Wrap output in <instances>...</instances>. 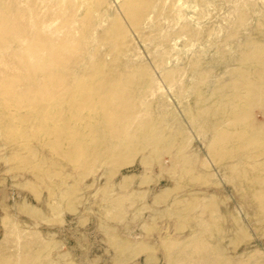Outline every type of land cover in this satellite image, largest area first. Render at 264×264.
Returning <instances> with one entry per match:
<instances>
[{
  "label": "rangeland",
  "instance_id": "374dc122",
  "mask_svg": "<svg viewBox=\"0 0 264 264\" xmlns=\"http://www.w3.org/2000/svg\"><path fill=\"white\" fill-rule=\"evenodd\" d=\"M31 1L0 0V12L21 11ZM46 1L36 2L35 11L52 14L54 21L36 27L28 19L32 47L13 36L3 46L27 51L29 63L71 79L100 69L124 85L154 124L137 132L136 147L132 140L118 142L131 145L124 163L115 155L102 157L104 146L115 143L98 123L96 158L53 155L33 114L48 80L38 70L14 80L20 71L0 61V72L11 73L0 76V241L5 225H14L12 243L21 242L31 264H264L261 107L240 112L248 114L244 126L226 123L232 117L229 86L258 84L254 72L260 67L239 62L238 45L264 46V0H152L145 12L150 20L140 21L137 31L130 13L141 0H100L97 16L91 11L89 18L93 0L79 8L80 0ZM240 10L245 22L235 28ZM67 16L76 24L60 21ZM118 25L126 32L122 40ZM180 25L192 34L178 32ZM53 48L65 53L58 65ZM167 70H173L168 82L162 79ZM27 84L34 86L28 94L33 101L23 103ZM59 110L69 115L65 107ZM56 111L51 105L49 112ZM214 129L243 131L259 141L224 144L229 157L214 158ZM151 131L158 137L145 145ZM64 151L60 145L58 152Z\"/></svg>",
  "mask_w": 264,
  "mask_h": 264
},
{
  "label": "bare ground",
  "instance_id": "6f19581e",
  "mask_svg": "<svg viewBox=\"0 0 264 264\" xmlns=\"http://www.w3.org/2000/svg\"><path fill=\"white\" fill-rule=\"evenodd\" d=\"M84 1L86 2V0L79 1L78 8L82 4H85ZM151 1L152 0H141V3L131 11L130 24L136 31L140 21H143L144 24L149 22L150 16L148 13L145 15V12L150 7ZM36 2L39 5L49 3L46 0H33L29 5H26L24 9H21V11L15 9L12 11L6 10L0 12V61L10 68L20 71V73H13L14 80L31 78L37 70L41 71L43 76L48 80L49 84L45 86L46 89L41 93L33 109V114L38 121L39 130H43L45 137L48 138H46L45 145L48 146L53 155L62 156L70 161H74L75 158L82 154L88 159L96 158L98 154L97 149L101 143L95 136L97 132L96 124L98 123L101 125V128L104 129L105 136L115 143L113 146H104L101 151L102 157L106 159L112 158L115 155L114 158L117 163H124L127 159V153H124V149H128V146L131 145L126 143L127 146H123L122 144L119 145L118 142L132 140L133 147H136L139 145L137 141V132L152 128L154 124L151 116L137 110L136 103L129 100L128 92L124 85L117 84L116 79L113 77L101 75L100 69L94 74L89 73L86 71L87 69H85V72L77 79H71L65 74L59 75L51 73L46 66L39 69L35 65V61H33L32 64L29 63L27 51H12L3 46V39L6 36H13L16 39H21V42L32 47L34 39L33 33L28 29L29 18H32L33 25L36 27L54 21L52 14L48 15L45 11L39 13L35 11L34 5ZM52 5L57 7L62 4L61 2H53ZM99 5L100 0H93V2L89 4L88 11L86 12L88 18L91 16V11L97 16L100 8ZM245 15L246 12L244 10L238 11L237 20L233 23L235 28L240 27L245 22ZM74 18L75 17L72 18L71 16H67L60 21L65 24L73 21V23L76 24L77 20ZM178 32L182 34H192L191 29H189L187 25H180ZM115 33L116 37L122 40L126 32L121 25H118L115 28ZM40 34L44 36V34L40 32H37L36 35L39 36ZM49 41L47 36L43 39L45 44H48ZM120 43V45H122L123 41H120ZM238 46L240 48L239 62H251L260 67L254 72V77L258 80V84L254 85L252 82L247 81L243 83L235 82L229 86L231 99L244 101L245 106L235 104L232 100L228 102V105L232 108V117L227 120L226 123L240 127L246 125L248 114L240 112L244 110V108L248 109L258 105L261 107L263 116V120L258 123V125L260 127V134L264 135V100L260 97L262 91L261 87L264 88V46L260 49L254 48L252 42H245ZM53 53L57 56L54 58V64L58 65L61 63L62 59H65V53L60 48H53ZM37 55L40 56L41 53H37ZM21 71L23 74L22 77ZM172 73L173 70H167L162 79L168 82ZM3 74L9 75L11 73L7 70H2L0 76ZM238 76L244 77L243 74H238ZM12 86L13 84H9L7 87L9 89L12 88ZM8 89L6 88V91ZM33 89V85L27 84V93L20 101L24 100L23 103L33 101L28 95ZM52 99H55L53 104L50 102ZM20 104L19 102H14L15 106ZM51 105L57 108L55 113L49 112ZM62 107L67 109L68 116H65L62 111L59 110ZM49 122L51 126L45 127ZM71 123H73V126H80L82 130L73 129L70 127ZM214 132V139L209 145V152L214 158L220 159L229 157L230 153L222 148L224 144L240 142L244 146H252L259 141L257 135L244 134L243 131H219L218 129H214ZM179 134L184 137L183 132ZM156 137H158V134L151 131L144 139L143 143L145 145H150L154 142ZM60 145L64 146V152H58ZM127 151H129V149ZM183 159L185 162L187 161L185 158ZM261 183L263 184V182ZM262 196H264V189L258 193V198H262ZM18 210L21 212V207H19ZM6 218L8 217L6 216ZM14 230V225H5L4 236L0 241V264H31L28 250L23 249L21 251V242H17L16 247L12 243L14 241ZM15 237H17V235ZM16 239L18 241L20 240L19 237Z\"/></svg>",
  "mask_w": 264,
  "mask_h": 264
}]
</instances>
